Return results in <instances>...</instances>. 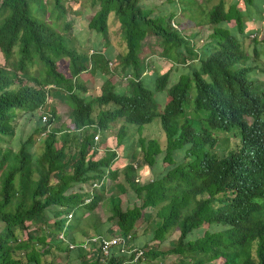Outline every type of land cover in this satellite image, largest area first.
<instances>
[{
	"label": "trees",
	"instance_id": "obj_1",
	"mask_svg": "<svg viewBox=\"0 0 264 264\" xmlns=\"http://www.w3.org/2000/svg\"><path fill=\"white\" fill-rule=\"evenodd\" d=\"M51 1L49 6L47 0H0V142L15 137L19 114L38 116L17 153L0 148V264H48L44 259L55 253H65V261L70 253L79 264H123L128 258L118 248L105 259L99 251L88 258L80 248L69 250L58 235L75 243L76 228L87 238L110 237L116 226V233L135 241L141 220L149 235L137 247L146 260L264 264V81L256 75L263 66L257 47L262 43L255 37L259 29L246 25L264 19V0L199 8L203 22L195 25L210 28L199 49L198 34L176 30L172 17H150L138 0H86L94 10L87 27L104 42L91 55L71 46L68 0ZM111 13L124 44L113 70ZM149 36L157 38L160 58L171 64L164 73L140 58ZM61 60L68 73L58 70ZM178 65L185 72L168 87ZM87 73L89 84L81 80ZM114 76L126 87L117 90ZM156 94L167 98L163 108ZM51 97L69 109L70 124L63 129L53 127L58 115ZM153 124L164 141L141 135ZM109 137L114 147L107 146ZM34 138L39 154L26 147ZM227 146V153L217 152ZM141 166L151 180L136 182ZM128 192L136 204L123 210L119 196ZM103 201L107 222L96 213ZM38 223L47 235L32 233Z\"/></svg>",
	"mask_w": 264,
	"mask_h": 264
},
{
	"label": "rangeland",
	"instance_id": "obj_2",
	"mask_svg": "<svg viewBox=\"0 0 264 264\" xmlns=\"http://www.w3.org/2000/svg\"><path fill=\"white\" fill-rule=\"evenodd\" d=\"M51 0H47V3L49 4V6L51 5ZM159 0H138L139 6L145 11V12H149L151 15L153 13H155L158 17H160L159 12L156 11L157 7H159L158 5ZM65 7L68 9L67 15H66V20L69 22H72V27L69 31V39L71 40V46L74 47L76 50L80 51V52H84V53H88V55H91L92 53L96 52V51H102L103 48V40L101 39V37L99 35H97V33L90 31L88 29V22L91 19V17L94 15V10H92L89 7H86V0H68L64 3ZM51 8V7H50ZM52 9V8H51ZM71 9V11L69 10ZM108 25H109V42L111 45H114L116 47V49L114 50L115 53H122L124 51V44L121 42L120 39V35H119V24L116 21V17L114 13H111L108 19ZM63 32V31H62ZM209 32L206 30H203L200 33V40L198 41L197 44L195 45L196 49H199L204 41L206 42V39L208 37ZM258 36H255L257 38L258 42L262 43V46H257L259 47V59L262 62L263 66L261 67V69L259 71H257L256 75L258 74L259 78L261 81H264V27L263 29H259V33L255 34ZM250 40H253V38H250ZM157 38L153 37V36H149L143 43V48H142V53L140 55V57L142 59H146V63L152 68L155 69L156 67L159 70H163L164 68V64L161 66V62L163 63L164 61H162L160 59V52L161 50L159 49V47L157 46ZM158 47V48H157ZM253 46H250V48H248L249 54L251 56H253ZM114 57V56H112ZM254 58V57H253ZM253 58L251 57V61L250 64L253 65ZM108 62H112L109 61ZM114 63V62H113ZM111 63V65H108V68L110 70H113L114 68V64ZM110 64V63H109ZM68 69V63L66 62V60H61L58 62V70L59 71H63L65 73H68L67 71ZM168 70V68H167ZM166 70V71H167ZM185 72V70H183V66L178 65V67L176 69H172V76L169 79V86H172L173 84H175L180 75L183 74ZM82 79H86L87 83L89 84L91 82V74H82ZM96 80H98V82L96 83V85L99 83L100 79L97 78ZM113 83L116 86L117 90L123 89L124 87H126L127 82L124 81L122 78L120 77H116L114 76L113 79ZM98 87V86H97ZM98 90V89H97ZM156 101L158 102V104L161 105V108L164 107V105L167 102V98L164 96V94H156L154 95ZM51 99H53V97H51ZM52 106H54L56 108V112L58 115V120L55 121L53 123V127L54 128H60L62 127V129L64 127H67L70 124V120H69V109L66 106V104L64 103L63 100L60 99H53L52 101ZM38 117V116H37ZM36 117V118H37ZM34 117H28L25 116L23 114H19V116L16 118L15 122H14V127H15V137L12 139H8V138H3L5 139L3 142H0V148L2 151H10L13 154L17 153L20 149V147L22 146V144L27 141V139L32 135L33 133V129L35 128L37 119ZM249 121H251V119H249ZM118 125L116 126V131H117ZM67 129V128H66ZM143 137L146 138H159L162 141H164V136L160 130V127H158L157 124H153L151 126L145 127V129L143 130L142 134ZM136 139V138H135ZM109 142H111L109 144ZM101 143V137L99 136V140L97 141V144ZM163 143V142H162ZM107 144L113 147L115 146L114 141H107ZM28 148V150H30V152H36V153H40L42 150L41 144L39 142V138H34V141L32 142V144L27 145L26 146ZM217 152L219 154H225L228 152V146L227 149H219L217 150ZM6 154V153H5ZM139 166V165H138ZM138 175L137 178H139V182L141 181V183L143 182H147L148 180H151L152 176L150 173V170L148 168L142 167L141 169H138ZM1 178V176H0ZM123 177H120V179L123 181L122 179ZM119 179V182L121 181ZM106 186L110 187L112 184V181L108 180L106 182ZM111 193H105V197L109 198V195ZM120 200H121V208L123 210L128 209L129 207H131V205L136 204V197L132 192H128V194L126 195H120L119 196ZM106 203H104V201L99 205V207L96 209V213L100 216V218L102 219V221H108V218L110 217V212L109 210L105 207ZM49 211H47L46 215H49ZM52 218V216H51ZM51 221V220H49ZM110 225V223H108ZM204 229L207 228L206 225L203 226ZM3 229V224L0 222V232ZM113 234L112 236L117 232L116 230H118V228L116 226H113ZM32 233L35 234V236L40 237L41 235H47L48 234V230L47 227L43 224V223H38L37 225L34 226V230L32 231ZM73 234L76 236V241L80 240H86L87 237H84L81 233V231L76 228L73 231ZM88 234L93 235V233L90 231ZM89 235V236H90ZM149 235V230L147 228V225L144 221H138L136 226H135V233H134V237H135V241H132V243L134 244V246L137 247V245L143 241L146 240V236ZM194 235V233L192 234V236ZM202 235V233H201ZM201 235L197 234V237H200ZM178 237V233H174L169 240L161 247L162 251H166L167 249H169L170 245L169 242L170 241H175ZM80 242V241H78ZM138 248V247H137ZM140 249V248H139ZM53 252V251H52ZM55 255L57 256L56 258L51 257V256H47V260L46 258L44 259L45 261H48V264H67L65 260H63L65 258V253H55ZM62 257V258H61ZM165 259L163 260V258L160 260H156V261H151V260H146L144 257V260L139 263V264H177L178 261L175 260L173 257H164ZM44 260L42 259V261L44 262ZM215 264H222L221 260H218L215 262Z\"/></svg>",
	"mask_w": 264,
	"mask_h": 264
},
{
	"label": "crops",
	"instance_id": "obj_3",
	"mask_svg": "<svg viewBox=\"0 0 264 264\" xmlns=\"http://www.w3.org/2000/svg\"><path fill=\"white\" fill-rule=\"evenodd\" d=\"M221 1H223L224 3H228L232 0H159V2H158L159 7H157L156 11L159 12V14H160L159 16L161 18L172 17L171 23H172V25H175L176 30L182 32L184 35H187V36H194V35L198 34L196 37L199 41H201L202 39L200 40V37H199L200 33L203 30H206L209 32L208 29H210V28L209 27L198 28V26L195 25V22H203V18L201 15L198 16L197 13H199V12H197V10L212 9L214 6L218 5ZM192 3H194V4H192ZM191 9L193 12H191ZM150 17L155 18L158 16L155 13H153ZM191 19H193V20H191ZM230 25H233V22ZM246 25L248 27L263 29L264 19L262 21H258V22L257 21L256 22H253V21L247 22ZM111 49H112V54L109 58H110V61L113 62L114 58L119 53H115L114 50L116 49V47L114 45H111ZM112 56H114V57H112ZM161 60L163 61V59H161ZM112 62H109V63L111 64ZM163 64H164L163 70H159L157 67L155 68V70L158 71L159 73H164L167 70V68L168 69L171 68L170 63H166L164 61L163 63L161 62L160 65L162 66ZM82 77L83 76L81 75V80L86 81V79H82ZM112 139H113V137H109L107 139V141H112ZM110 143L111 142H109V144ZM107 146L109 147L110 145L107 144ZM111 147H113V145ZM78 241H81V239ZM78 241H76V242H78ZM59 254H61V253H59ZM66 263L67 264H79L78 261L75 260L74 256H72V254H70V253H69L68 261Z\"/></svg>",
	"mask_w": 264,
	"mask_h": 264
},
{
	"label": "built area",
	"instance_id": "obj_4",
	"mask_svg": "<svg viewBox=\"0 0 264 264\" xmlns=\"http://www.w3.org/2000/svg\"><path fill=\"white\" fill-rule=\"evenodd\" d=\"M175 28V25H172ZM111 65V64H109ZM128 78V77H127ZM42 123L46 122V116L41 118ZM95 141L99 140L96 135L94 137ZM139 178H136V182ZM99 184H94L93 189L98 188ZM90 202V198L86 199V203ZM72 219V214H68L66 217V226L70 223ZM58 240L65 243L69 250H74L80 248L87 253V257L93 256V253L99 251L100 257L103 259L107 258L110 254L111 249L118 248L121 254L125 255L128 259L123 264H137L139 261L144 260V253L141 249L134 246L132 243L131 235H123L121 232L116 233L110 237L103 236H92L86 240L80 242L70 243L67 242L66 236L62 233L58 235Z\"/></svg>",
	"mask_w": 264,
	"mask_h": 264
}]
</instances>
